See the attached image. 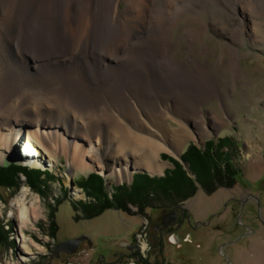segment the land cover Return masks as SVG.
Segmentation results:
<instances>
[{
	"label": "rangeland",
	"instance_id": "1",
	"mask_svg": "<svg viewBox=\"0 0 264 264\" xmlns=\"http://www.w3.org/2000/svg\"><path fill=\"white\" fill-rule=\"evenodd\" d=\"M162 2L166 3V0ZM196 2L200 5L193 10L203 11L205 15L179 24L170 45L164 47L160 57L153 61L159 68H162L159 64L163 65L170 77L174 72L175 78H179L181 71H186V87L191 99L189 106L179 88L184 78L179 79L170 94L157 89L159 94L154 93V96H162L156 100L162 112L180 121L170 120L169 129L185 125L193 139L176 148L159 143L166 150L160 155L163 172L151 174L144 168L134 169L131 166L124 179L96 169V163L92 161L97 157L93 153L99 147L96 137L91 144L84 143L87 148L76 157L80 166L76 171L70 155L73 152L77 154L78 150L73 151V147L62 155L53 148L57 144L52 141L40 147L42 160L47 162L44 168L25 164L26 158L17 161L18 151L15 150L13 155L11 149L0 163V168L7 163H15L21 169L30 170L31 176L35 170L38 174L48 173L52 177L39 174L38 178L34 174L38 178V185L34 187L29 183V178L15 167L13 178L17 185L14 188L0 186V264H107V261L114 260L115 252L128 255L126 247L137 238L143 242V252L149 254L147 250L153 247V239L150 230L145 229L147 221L156 218L155 210L173 208L180 203L190 211L193 223H205L195 233L201 247L192 245L189 250H180L169 259L168 264H264V0H241L239 4L236 0H189L188 7L192 9ZM215 4H219L220 8L217 9ZM242 4L249 10L244 11ZM128 7L127 1L121 4L122 16ZM251 20L259 23L256 30ZM241 21L246 29L235 38ZM172 23L170 20L164 26L166 37L171 36ZM202 28L206 30L204 37L190 44L187 32L196 35V31ZM155 47L158 49V46ZM232 67L237 73L235 76L230 72ZM148 79L146 82L151 80ZM119 90L122 92L121 88ZM125 93L134 98L133 86H126ZM104 95L111 97L108 93ZM182 101L187 105V116L175 110ZM166 103L171 107L169 112ZM126 105L129 106L128 103ZM37 114L32 111L28 116L37 122L38 117L42 116ZM16 115V112H12L11 117ZM15 125L13 120L0 116V153L9 139L7 136L16 129ZM36 130L37 127L31 126L22 133L29 137L30 131L34 133ZM223 139L229 141L223 143ZM208 144L214 147L208 148ZM91 147L92 159L86 158L85 154ZM193 147L201 155L211 152V161L208 162L206 158L200 161L206 173L198 167L197 163L200 162L195 163L191 155L185 156L186 152L193 151ZM121 148L128 151L135 149L131 145ZM216 148H220L218 155ZM222 150L227 158L219 159ZM227 162L237 173L236 179L228 175ZM176 170H180L184 176L182 178L194 185L195 193L192 194L189 188L180 189L165 179L159 185L162 189L152 184L146 191H139L137 176H147L153 181ZM91 175L100 177V182L96 184L103 192L100 199L93 196L96 186L88 190L84 183ZM202 176L207 177L208 184L199 182ZM137 186L139 188L135 189ZM24 187L28 190L29 200L38 198L41 218L26 227L22 235L21 226L24 223L21 225L17 221L11 204L22 195ZM210 188L214 190L212 194L208 191ZM232 197L239 198L243 203L249 201L248 206L252 209L246 205L243 213L247 217L242 214L238 220L237 213H232L231 208L239 205L236 201H230ZM227 203L228 208L225 209ZM242 223L252 227L253 231ZM244 233L249 235L239 241ZM81 236H88L90 242H83L69 256L64 252L55 256L58 244ZM25 246L30 247L31 251L26 252L23 249ZM126 264L138 263L128 258Z\"/></svg>",
	"mask_w": 264,
	"mask_h": 264
},
{
	"label": "bare ground",
	"instance_id": "2",
	"mask_svg": "<svg viewBox=\"0 0 264 264\" xmlns=\"http://www.w3.org/2000/svg\"><path fill=\"white\" fill-rule=\"evenodd\" d=\"M125 1L129 7L123 17L120 6ZM162 1L0 0V116L16 124L0 153V163L13 149V155L18 151L17 161L26 158L25 164L44 168L47 162L42 160L40 147L52 141L60 155L72 147L78 150L70 155L76 171L80 169L76 157L87 148L84 143L91 144L96 137L99 147L93 154L97 157L92 159V147L85 156L94 160L101 172L117 174L119 179H124L131 166L160 173L164 168L160 155L166 151L160 144L182 147L193 137L185 125L169 129L170 120L180 121L162 112L156 101L162 96L156 98V90L172 92L184 78L179 88L188 106L191 99L186 71H181L179 78L174 72L170 77L163 65L159 68L153 61L170 45L179 24L205 15L193 10L198 2L191 9L189 0H166L164 6ZM236 1L239 4L241 0ZM170 20L171 36L166 37L164 26ZM258 24L252 21L254 30ZM245 29L241 21L235 38ZM205 31L197 30L196 35L187 32L190 44L200 41ZM230 72L237 75L233 67ZM147 76L153 81L146 82ZM126 86H133L135 99L125 93ZM165 107L167 111L171 108L168 103ZM185 108L182 101L175 110L187 116ZM32 111L43 117L32 121L28 116ZM12 112L16 117H11ZM31 126L37 127L36 132L23 135ZM125 145L135 149L121 148ZM37 203V197L28 199L26 188L12 201L13 214L21 225L24 223L22 235L41 218ZM23 249L31 251L27 246Z\"/></svg>",
	"mask_w": 264,
	"mask_h": 264
},
{
	"label": "flooded vegetation",
	"instance_id": "3",
	"mask_svg": "<svg viewBox=\"0 0 264 264\" xmlns=\"http://www.w3.org/2000/svg\"><path fill=\"white\" fill-rule=\"evenodd\" d=\"M230 201H236L237 204L239 203L236 207H232L231 210L232 213H237V219L240 220L249 201L243 203L236 197H232ZM181 204L182 203L173 208H163L159 211L155 210L156 218L147 221L145 229L150 230L151 238L153 239V247L150 250H147L150 251L149 254L143 252L145 251L143 242L137 238L126 247L129 251L128 255H125L123 252H115L113 253V257H115L114 260L107 261V264H126L128 258L132 261H136L138 264H168L169 259L173 258L180 250L188 249L192 245L201 247L200 241L195 238V233L200 229V226H202V224L205 225V223H193L190 211L184 209ZM248 207L249 209H252L250 206ZM227 208L228 203L225 205V209ZM173 212L178 213L175 223L166 225L164 223L165 218ZM244 217H247V215L245 214ZM239 224L240 222L238 221V225ZM242 225L253 231L252 227L245 225L244 223H242ZM246 235L248 236L249 234H242L239 237V241L244 239ZM63 252L66 256L70 255L66 251Z\"/></svg>",
	"mask_w": 264,
	"mask_h": 264
},
{
	"label": "trees",
	"instance_id": "4",
	"mask_svg": "<svg viewBox=\"0 0 264 264\" xmlns=\"http://www.w3.org/2000/svg\"><path fill=\"white\" fill-rule=\"evenodd\" d=\"M228 141H227V139L221 140V142H223V143L228 142ZM208 145H209L208 148L214 147V146H212V144H208ZM220 148H216L217 150H215L217 155H218L217 152H219L218 149H220ZM190 151L186 152L185 156H187V155L190 156L191 155L194 158L193 161L195 163L202 161L203 158H206L208 160V162H209L213 158V156L210 154L211 152H209V151H207V153L204 152L203 155H201V153L198 152L197 148H194V147H193V151H191L192 153ZM222 152H223L222 154H224V156H222V154H221L220 156H218L219 159H222V157H225V155H226L223 150H222ZM216 154L214 155V157L217 158V155ZM225 158H227V157H225ZM227 163H228L227 164V166H228V168H227V171L228 172L227 173H229L228 175H231V177L233 179H236L237 173L236 172L234 173L233 166L229 162H227ZM197 164H198V167L200 169H202L201 171H203V173H206L205 172L206 170H205V168L202 167L201 162L200 163H197ZM176 165L179 167V164H176ZM15 167L16 168H19L21 170V172L24 173L29 178V181H30L29 183L31 185H33L34 187H36V185H38V184H36V179H38L40 177V175H44L45 177H50V178L52 177L48 173L45 174L43 172H39V174H40L39 175L38 174V171L37 172L35 170L32 171L38 177L37 178V177H35L34 174H33L34 176L33 175L31 176L29 174L30 173V170H27L25 168H22L21 169V167H18V165L15 164V163H7V165L5 167H1L0 168V186L13 187L14 188V185H17L16 183H14V178H13L14 171L16 170ZM231 167H232V171L233 172H231ZM169 176H171V177H169ZM33 177H35V178L33 179ZM182 177H184V176H182L180 170H176V171H172L170 173H167L164 178L162 177V179H159V178L156 179V178H154V180L151 181V180L148 179L147 176H143V175L142 176H139V177L137 176L136 179L138 178L137 181L139 182V186H140L139 191H142V192L146 191L150 187L149 185H152V184L153 185H157V187H159L160 182H162L163 179H165L168 183L169 182L175 183L178 187H181L180 189H184V188L185 189H188L189 188L188 190L190 192H192V194H193V192H194V185H192V184L190 185V182H187L186 180H184L185 178L183 179ZM202 177H200L201 179H200L199 182L204 183V184H208L207 177H205V176H202ZM93 178H94V176L91 175L88 179H86L84 181V183H85L86 187L88 188V190H90V189L93 190L94 189L93 187L96 186L95 190H93L94 191L93 196H95V198H99L100 199L102 197V195H103V192L96 185L97 183L100 182V177H95L97 179H95V178L93 179ZM141 179H143V181ZM148 183H150V184H148ZM186 184H188V185L185 186ZM139 186H137L135 189H138ZM177 186H174V187L178 188ZM210 187L212 188V186H210ZM211 188L208 190V191H210V194H212L214 192V190L211 189ZM160 189H162V188H160ZM165 192H166V190H165ZM179 194L181 195L182 192H179ZM103 209H109V207L108 208H103Z\"/></svg>",
	"mask_w": 264,
	"mask_h": 264
},
{
	"label": "water",
	"instance_id": "5",
	"mask_svg": "<svg viewBox=\"0 0 264 264\" xmlns=\"http://www.w3.org/2000/svg\"><path fill=\"white\" fill-rule=\"evenodd\" d=\"M177 216H178V213L173 212L172 214L168 215L165 218L164 223L166 225L174 224L177 219ZM85 241L90 242V239L88 236H81L75 239L64 241L57 245L55 249V256H59L60 252H63V251H66L69 254H73L80 248L81 244Z\"/></svg>",
	"mask_w": 264,
	"mask_h": 264
}]
</instances>
